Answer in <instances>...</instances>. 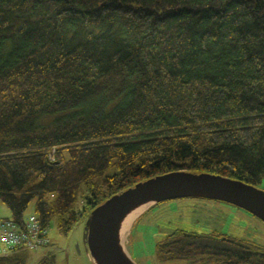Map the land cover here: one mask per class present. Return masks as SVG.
I'll list each match as a JSON object with an SVG mask.
<instances>
[{
  "label": "trees",
  "instance_id": "1",
  "mask_svg": "<svg viewBox=\"0 0 264 264\" xmlns=\"http://www.w3.org/2000/svg\"><path fill=\"white\" fill-rule=\"evenodd\" d=\"M179 170L264 188V0H0V199L12 219L24 224L35 202L42 226L67 236L114 194ZM156 249L264 264V245L218 232L175 229Z\"/></svg>",
  "mask_w": 264,
  "mask_h": 264
},
{
  "label": "rangeland",
  "instance_id": "2",
  "mask_svg": "<svg viewBox=\"0 0 264 264\" xmlns=\"http://www.w3.org/2000/svg\"><path fill=\"white\" fill-rule=\"evenodd\" d=\"M87 187L83 186L76 209L85 208ZM148 205L135 219L124 240L129 256L136 264H208L202 261H164L156 244L175 229L196 233L218 232L264 245V222L245 209L226 201L189 197ZM148 209V211H147ZM35 212L33 202L26 217ZM10 208L0 199V219L12 218ZM87 220L82 219L69 234H61L55 222L49 227L51 244L30 251L28 264H37L48 255L53 264H94L85 240Z\"/></svg>",
  "mask_w": 264,
  "mask_h": 264
},
{
  "label": "water",
  "instance_id": "3",
  "mask_svg": "<svg viewBox=\"0 0 264 264\" xmlns=\"http://www.w3.org/2000/svg\"><path fill=\"white\" fill-rule=\"evenodd\" d=\"M189 197L226 201L264 222V188L220 174L172 171L114 194L91 212L86 219L85 240L94 264H136L119 238L125 215L142 204L153 207L162 201Z\"/></svg>",
  "mask_w": 264,
  "mask_h": 264
},
{
  "label": "built area",
  "instance_id": "4",
  "mask_svg": "<svg viewBox=\"0 0 264 264\" xmlns=\"http://www.w3.org/2000/svg\"><path fill=\"white\" fill-rule=\"evenodd\" d=\"M51 243L49 229L42 226L36 214L24 224L12 218L0 219V257L19 250H41Z\"/></svg>",
  "mask_w": 264,
  "mask_h": 264
},
{
  "label": "bare ground",
  "instance_id": "5",
  "mask_svg": "<svg viewBox=\"0 0 264 264\" xmlns=\"http://www.w3.org/2000/svg\"><path fill=\"white\" fill-rule=\"evenodd\" d=\"M150 203L142 204L131 211H129L125 217L123 218L121 224H120V230H119V238L121 243H124L125 238L128 235L129 229L132 225V222L134 219L149 205Z\"/></svg>",
  "mask_w": 264,
  "mask_h": 264
}]
</instances>
